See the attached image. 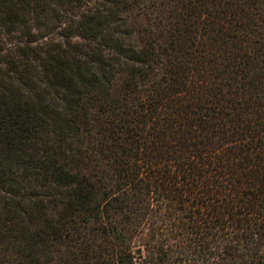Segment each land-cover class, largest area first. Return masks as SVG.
Wrapping results in <instances>:
<instances>
[{"label":"trees","instance_id":"1","mask_svg":"<svg viewBox=\"0 0 264 264\" xmlns=\"http://www.w3.org/2000/svg\"><path fill=\"white\" fill-rule=\"evenodd\" d=\"M0 139V264H264V0H0Z\"/></svg>","mask_w":264,"mask_h":264},{"label":"rangeland","instance_id":"2","mask_svg":"<svg viewBox=\"0 0 264 264\" xmlns=\"http://www.w3.org/2000/svg\"><path fill=\"white\" fill-rule=\"evenodd\" d=\"M128 17H129V14H128ZM0 145H1V139H0ZM4 160H0V163H3Z\"/></svg>","mask_w":264,"mask_h":264},{"label":"water","instance_id":"3","mask_svg":"<svg viewBox=\"0 0 264 264\" xmlns=\"http://www.w3.org/2000/svg\"><path fill=\"white\" fill-rule=\"evenodd\" d=\"M136 251H139V249H136Z\"/></svg>","mask_w":264,"mask_h":264}]
</instances>
